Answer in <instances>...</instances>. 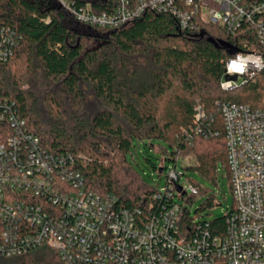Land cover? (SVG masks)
<instances>
[{
    "label": "trees",
    "instance_id": "1",
    "mask_svg": "<svg viewBox=\"0 0 264 264\" xmlns=\"http://www.w3.org/2000/svg\"><path fill=\"white\" fill-rule=\"evenodd\" d=\"M0 26L20 37L11 58L0 63V100L15 104L48 151L74 158L87 191L112 195L132 210L170 204L172 198L153 199L158 189L136 169L134 153L143 146L169 154L174 166L193 155L196 163L187 169L212 185L219 184L221 168L230 180L219 102L261 107L264 72L230 93L222 91L221 81L234 55L230 48L261 49L253 32L230 35L215 24L182 30L174 16L155 12L99 29L77 22L55 0H0ZM191 184L198 189L192 196L205 197L197 215L219 204V194L206 184ZM188 210L185 232L194 223ZM226 218L202 222L221 235ZM0 264L66 263L43 245L0 256Z\"/></svg>",
    "mask_w": 264,
    "mask_h": 264
},
{
    "label": "built area",
    "instance_id": "2",
    "mask_svg": "<svg viewBox=\"0 0 264 264\" xmlns=\"http://www.w3.org/2000/svg\"><path fill=\"white\" fill-rule=\"evenodd\" d=\"M55 2L77 22L99 29L112 30L155 12L174 16L182 30L200 24L218 25L230 35L249 30L261 49L230 57L221 89L233 92L264 72V0ZM19 39L0 26V63L11 58ZM262 103L219 102L234 203L226 211L225 232L216 235L203 220H194L190 232L183 229L188 208L183 197L197 195L198 189L181 184L184 174L177 166L153 196L155 201L172 198L170 204L121 207L112 195L87 191L74 158L48 151L15 104L0 100V256L46 245L66 264H264V97ZM197 112V120L204 119L201 105Z\"/></svg>",
    "mask_w": 264,
    "mask_h": 264
},
{
    "label": "rangeland",
    "instance_id": "3",
    "mask_svg": "<svg viewBox=\"0 0 264 264\" xmlns=\"http://www.w3.org/2000/svg\"><path fill=\"white\" fill-rule=\"evenodd\" d=\"M147 158H149L151 162H148L146 160ZM195 163L196 160L193 155L179 158L177 162V169L180 172L184 173L180 180L181 184L184 187H186L188 183H191L192 181L206 184L207 187L219 194V204L212 209H207L201 214L199 213V215H197L196 210L201 206V204L205 200V197L191 196L188 198V200H186L187 197L185 196V199L182 200V204L188 207L190 215L194 218V220H214L223 217L226 214L227 208L233 206L234 203L228 179L224 171L221 168L218 176L219 184L215 186L208 182H205L202 178L199 177V175L187 169L188 167L195 165ZM134 164L138 172L144 178V181L151 186L156 187L157 189L163 188L166 185L168 171L174 166V163L169 160V154L167 155L156 151H151L148 147L145 146H143L142 148H137L136 152L134 153ZM154 166L156 167V169L154 168ZM161 168H163L162 173L160 172Z\"/></svg>",
    "mask_w": 264,
    "mask_h": 264
},
{
    "label": "water",
    "instance_id": "4",
    "mask_svg": "<svg viewBox=\"0 0 264 264\" xmlns=\"http://www.w3.org/2000/svg\"><path fill=\"white\" fill-rule=\"evenodd\" d=\"M230 50H231L232 54H236V53L239 52V51H238L237 49H235V48H230ZM160 172H161V173L163 172V168L160 169Z\"/></svg>",
    "mask_w": 264,
    "mask_h": 264
}]
</instances>
